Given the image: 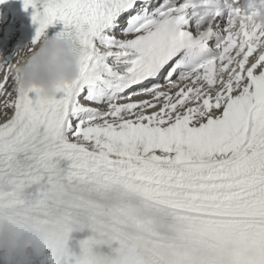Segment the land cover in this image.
I'll return each instance as SVG.
<instances>
[{
    "label": "snow or ice",
    "instance_id": "obj_1",
    "mask_svg": "<svg viewBox=\"0 0 264 264\" xmlns=\"http://www.w3.org/2000/svg\"><path fill=\"white\" fill-rule=\"evenodd\" d=\"M237 3L23 0L81 69L44 98L0 58V224L48 236L43 264H264V11Z\"/></svg>",
    "mask_w": 264,
    "mask_h": 264
},
{
    "label": "clouds",
    "instance_id": "obj_2",
    "mask_svg": "<svg viewBox=\"0 0 264 264\" xmlns=\"http://www.w3.org/2000/svg\"><path fill=\"white\" fill-rule=\"evenodd\" d=\"M264 22V15L260 17ZM16 76L23 93L35 88L44 98L56 95L57 89L78 80L80 60L72 42L58 35L41 39L36 45L28 44L15 54ZM91 75H96L93 70ZM51 239L32 227L14 223L0 224V260L3 264H43L49 255ZM99 255L98 249L93 250ZM111 264H142L135 244L119 245L113 249Z\"/></svg>",
    "mask_w": 264,
    "mask_h": 264
},
{
    "label": "bare ground",
    "instance_id": "obj_3",
    "mask_svg": "<svg viewBox=\"0 0 264 264\" xmlns=\"http://www.w3.org/2000/svg\"><path fill=\"white\" fill-rule=\"evenodd\" d=\"M33 12L34 10L32 8L25 11L23 0H13L6 7H2L1 16L3 20H0V58L5 62H8L9 59L5 58L3 56L4 54L10 56L12 61L15 59L14 54L16 52L32 43L38 27V25L32 22ZM13 25L19 27L25 25L24 31L22 33L19 32ZM46 31L48 34L50 33L49 28ZM26 38H31V40ZM213 42L211 41V43ZM5 45L7 46L5 47ZM90 235L91 232L88 229H84L83 231H73L71 238L74 243L79 245L80 241L87 239ZM100 251L107 254L110 250L107 246H102Z\"/></svg>",
    "mask_w": 264,
    "mask_h": 264
}]
</instances>
